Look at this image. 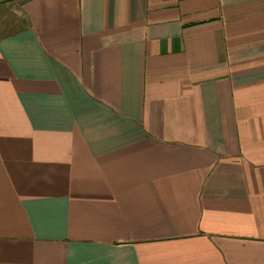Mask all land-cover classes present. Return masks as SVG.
<instances>
[{
    "label": "crops",
    "instance_id": "crops-1",
    "mask_svg": "<svg viewBox=\"0 0 264 264\" xmlns=\"http://www.w3.org/2000/svg\"><path fill=\"white\" fill-rule=\"evenodd\" d=\"M0 264H264V0H0Z\"/></svg>",
    "mask_w": 264,
    "mask_h": 264
}]
</instances>
